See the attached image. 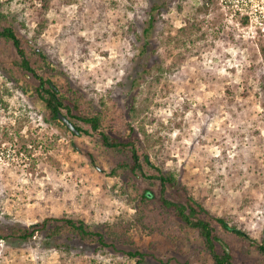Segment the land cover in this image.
Masks as SVG:
<instances>
[{
	"label": "rangeland",
	"instance_id": "rangeland-1",
	"mask_svg": "<svg viewBox=\"0 0 264 264\" xmlns=\"http://www.w3.org/2000/svg\"><path fill=\"white\" fill-rule=\"evenodd\" d=\"M205 1L0 4L21 36L37 38L57 70L56 83L80 91L104 116V130L109 132L115 120L122 135L129 123L132 129L124 138L138 139L142 153L179 180L181 191L168 189L165 197L177 202L193 197L211 216L225 218L259 241L264 233V0H214L208 7ZM45 3L48 28L37 36ZM158 5L149 28L151 9ZM145 35L150 65L137 77ZM16 61L15 49L2 45L0 224L30 227L49 218L75 217L101 228L134 216L124 192L149 190L161 196L159 183L135 178L130 170L111 175L120 159L103 147L99 135L73 136L46 123L43 104L24 91L25 81L15 73ZM135 78L140 80L130 95ZM130 105L137 115H130ZM41 240L39 235L14 246L1 241L0 264H137L141 257L130 253L143 255V264H199L204 251L195 232L168 247L135 235L133 246L107 252L66 240L67 248L57 249ZM233 254L235 264H257L239 244Z\"/></svg>",
	"mask_w": 264,
	"mask_h": 264
},
{
	"label": "trees",
	"instance_id": "trees-1",
	"mask_svg": "<svg viewBox=\"0 0 264 264\" xmlns=\"http://www.w3.org/2000/svg\"><path fill=\"white\" fill-rule=\"evenodd\" d=\"M204 4L208 7L214 4V0H207ZM44 5L42 20L35 32L37 36L48 28V20L45 16L49 8L47 3ZM160 9V5L151 9L149 28L154 25L156 12ZM243 24L246 26L249 24L248 17L243 19ZM145 33L147 34L148 30H145ZM145 38L146 42L139 54L135 69L137 77H140L142 73H147L150 65L151 57L148 55L150 42L147 35ZM2 45H11L15 49L18 55V61L13 64L14 69L18 70L15 73L24 79V91L43 104L46 111V123L75 136L59 120L61 114L80 135H99L103 147L120 159L118 168L113 169L111 175L117 176L119 170H130L135 178H141L154 184L159 183L161 196L158 198L149 190L131 196L124 192L122 197L133 205L134 216L130 220H120L113 224L105 223L101 228H92L85 221L75 217L49 218L30 227L19 223L0 224V242L5 241L13 246L14 244L21 245V243L32 242L34 237L40 235L41 242L43 241L46 246L53 245L57 249L67 248L63 243L66 240L69 243L74 242L78 247L99 245L98 250L107 252L115 249L117 245L133 246L135 235L152 239V245L155 247H168L182 243L187 234L195 232L204 249L199 258V264H235L233 248L236 244H239L241 252L246 257L254 255L257 264H264V233L259 241H255L247 232L230 225L225 218L211 216L204 205L193 197H188L184 202L165 197L168 189L181 191L182 185L179 180L173 174H166L157 168L149 156L142 153L137 144L138 139L124 138L127 130L132 129L129 123L126 122L122 135L118 122L115 120L109 132L104 130V116L96 113L87 104L80 91L70 84L60 86L56 83L54 79L57 78V70L47 60L43 49L38 47L37 38L26 40L21 36L0 4V47ZM262 51L264 53V48ZM16 80H18L17 76ZM28 80H33L34 83ZM139 80L138 78L132 80L130 95L133 94ZM126 109L129 110L130 115L138 114V111L131 105ZM114 128H116L115 131ZM149 170L155 174H146ZM131 187L136 189L133 184ZM129 255L140 256L141 259L137 261V264H143V255L132 253Z\"/></svg>",
	"mask_w": 264,
	"mask_h": 264
},
{
	"label": "water",
	"instance_id": "water-1",
	"mask_svg": "<svg viewBox=\"0 0 264 264\" xmlns=\"http://www.w3.org/2000/svg\"><path fill=\"white\" fill-rule=\"evenodd\" d=\"M59 120L62 121L66 125V127L70 131H72L75 135H79V132L76 130V128L61 114L59 115ZM149 196H151V195H149Z\"/></svg>",
	"mask_w": 264,
	"mask_h": 264
}]
</instances>
